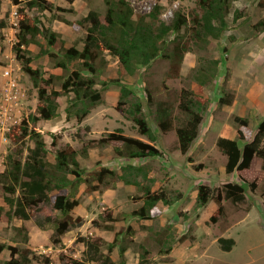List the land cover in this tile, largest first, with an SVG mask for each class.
<instances>
[{"label":"rangeland","instance_id":"obj_1","mask_svg":"<svg viewBox=\"0 0 264 264\" xmlns=\"http://www.w3.org/2000/svg\"><path fill=\"white\" fill-rule=\"evenodd\" d=\"M50 1L55 5L53 11L34 9L30 14L39 16L46 27L60 33L58 40L64 39L66 47L75 45L82 48L87 31L78 21L90 9L103 13V0H75L73 4L66 0ZM129 1L138 14L149 13L156 3H161L164 6L161 18L166 22L178 9L189 14L197 7V0ZM25 3L26 0H1L0 5V20L6 21V25L0 28V100L5 97V86L10 80H15L21 91L17 102H13L11 114L4 119L0 115V171L5 169L7 155L14 147L9 137L12 128L37 112V90L29 75L22 70L14 51L18 41L15 22L19 20V9ZM57 7L72 10L63 11ZM14 11L18 16L15 17ZM236 11L240 16L235 20ZM263 19L264 0H232L227 16L228 27L222 38L200 50L188 35L184 37V43L191 49L185 52L180 69L172 59L158 58L141 67L135 75L122 79L123 83L134 88L137 94L134 101H141L143 114L156 133L157 139L152 144L161 151V155L136 159L118 157L113 146H102L98 142L120 127L127 135L149 142L117 109L120 86L112 83L102 85V80L120 76L118 59L108 52L105 53L107 63L103 65L97 84L102 91L101 103L81 123H77L74 117L67 120L62 106L57 118L40 121L36 127L43 132L49 144L51 161L57 148L70 144L79 150V161L86 169L95 170L108 165L121 173L125 165L141 166L148 175L143 183L151 184L153 191H168L172 203L159 202L150 218L144 219L133 213L144 204L143 193L137 186L118 180L115 187L103 185L99 190L88 191L86 184H82L77 194L80 204L73 210V215L81 216L83 223L70 229L62 236V241L55 244L51 240L53 231L44 229L45 216L39 210H33L32 217L27 220L9 218L8 206L0 190V242L30 250L28 254L34 264H66L68 259L100 264L90 259L83 239L101 237L103 250L107 252L108 243L121 232L111 254L116 262L121 260L119 247L126 245V264H139L141 246L144 245L150 251L146 255L147 264H264L262 159L254 158L250 168L229 174L225 169L227 158L217 147L221 136L238 139V129L244 133L243 142L251 140L258 122L264 118V26L256 27ZM40 41L46 46L45 39ZM173 46L170 45V50ZM29 47L33 54L40 51L37 44ZM202 58L220 60L217 77L208 86L199 84L193 77ZM32 65L41 67L46 75L62 73L60 68L54 67L48 55L36 56ZM58 83L56 88H60ZM183 88L193 90L196 98L206 104L198 136L186 154L178 148L176 130L163 132L158 125V108L163 102L173 107L175 127L184 121L185 115L178 107ZM220 97L230 98L231 102L222 103ZM236 116L247 118L249 124H239ZM88 125L90 130H86ZM52 135L58 137L56 145L52 144ZM92 140L94 143L89 146L88 156H84L83 146ZM114 143L118 145L120 142ZM33 145L34 142L26 138L25 146ZM227 182H238L245 187L246 199L243 202L234 203L223 196V213L219 212L215 198L203 208H198L200 185H209L217 196V189ZM252 183L256 184L255 188H252ZM47 210L53 213L51 206ZM111 211L116 219L114 222L106 217ZM128 227L133 229V234L127 231ZM222 237L235 240L230 251L222 248L219 241ZM9 258L10 250L6 248L0 253V259L3 263Z\"/></svg>","mask_w":264,"mask_h":264},{"label":"trees","instance_id":"obj_2","mask_svg":"<svg viewBox=\"0 0 264 264\" xmlns=\"http://www.w3.org/2000/svg\"><path fill=\"white\" fill-rule=\"evenodd\" d=\"M66 1L73 4L75 0ZM103 3V13L90 9L78 21L87 31L82 48L75 45L66 47L64 39L58 40L60 33L46 27L39 16L30 14L34 9L53 11L55 5L52 1L26 0L19 9L18 41L14 45V51L22 70L29 75L37 90L38 105L36 113H31L14 125L9 133L14 147L7 155L5 169L0 171V190L8 206L9 218L27 220L32 217L33 210H39L45 216L44 229L53 231L51 240L55 244L60 243L62 236L70 229L83 223L81 216L73 215V210L80 204L77 194L82 184H86L88 191L99 190L103 185L115 187L118 180L137 186L143 193L144 204L133 213L144 219L150 218L152 210L159 202L170 204L172 199L168 191H153L151 184L143 183L148 175L141 166L125 165L121 173L117 168L108 165L95 170L86 169L79 161V150L70 144L57 148L53 153L54 160L51 161L48 157L49 144L43 132L36 129L39 122L57 118L59 109L63 106L67 120L74 117L77 123H81L101 103L102 91L97 84L103 65L107 63L105 53L108 52L117 57L120 76L117 79L102 80V85L112 83L120 86L117 109L134 123L138 132L146 136L149 142L127 135L121 127L107 133L98 142L102 146H113L118 157L136 159L161 155V151L152 144L157 139L156 133L143 114L141 101H134L137 96L134 88L123 83L122 79L127 75H135L141 67L150 65L158 58L172 59L177 69H180L185 52L191 49L184 43V37L188 35L198 49L205 50L212 41L222 38L228 27L227 16L232 7V0H197V7L189 14L178 9L171 20L166 22L161 18L164 8L161 3H156L153 10L146 14L136 13L129 0H103ZM57 8L63 11L72 10ZM239 16L236 11L234 19ZM5 25L6 21L0 20V28ZM263 26L264 19L256 25L258 29ZM40 39L46 40V46ZM32 44L40 46L38 54L31 51L29 46ZM171 44L174 46L170 50ZM42 55H48L54 67L60 68L62 73L46 75L41 67H34L32 63L35 57ZM219 65L218 59L202 58L195 70L194 79L201 85L213 84ZM57 81L60 82V88H56ZM220 101L228 104L231 99L220 97ZM178 107L185 115L181 124L175 127L173 107L163 102L158 108V125L163 132L176 130L178 148L181 153L186 154L198 136L206 104L196 98L193 90L183 88L179 94ZM235 118L241 125L249 124L247 118ZM86 130H90L89 125ZM238 135V139L221 136L217 141V147L227 158L226 172L230 174L250 168L254 158L262 159L264 169V118L258 122L251 140L243 142L245 136L241 129H238ZM26 138L33 141L34 145L25 146ZM57 140L58 137L52 135L53 145L57 144ZM118 141L120 143L114 145ZM93 143L92 140L83 146L84 156H88L89 146ZM255 187L256 184L252 183V188ZM217 191L215 196V189L206 184L200 185L198 208H203L215 198L219 203V212L223 213V196L234 203H241L246 199L245 187L238 182L224 183ZM48 206L52 207L53 213L47 210ZM106 217L112 222L116 220L112 211ZM94 223L98 224V221ZM127 231L133 234L131 227ZM120 233H117L113 242L108 243L107 252L103 250L104 242L101 237L83 239L90 259L97 260L100 264H126V245L119 247V262L114 261L111 256ZM219 241L222 248L228 251L235 244L232 238L222 237ZM141 247L139 264H147L146 255L150 251L144 245ZM6 248L10 250V258L3 263L0 259V264H34L28 254L30 250L0 242V253ZM66 264L87 262L68 259Z\"/></svg>","mask_w":264,"mask_h":264},{"label":"built area","instance_id":"obj_3","mask_svg":"<svg viewBox=\"0 0 264 264\" xmlns=\"http://www.w3.org/2000/svg\"><path fill=\"white\" fill-rule=\"evenodd\" d=\"M13 14L15 15V17L18 16L17 11H14ZM15 25L17 26L18 29V21L15 22ZM16 38H17V34H16ZM5 89L6 92H5V97L3 98L4 101L0 106V115L3 119L7 118L11 114L13 110V102L17 100V98H19L20 96L19 94L21 92L15 80H10L7 86H5Z\"/></svg>","mask_w":264,"mask_h":264},{"label":"crops","instance_id":"obj_4","mask_svg":"<svg viewBox=\"0 0 264 264\" xmlns=\"http://www.w3.org/2000/svg\"><path fill=\"white\" fill-rule=\"evenodd\" d=\"M60 32H61V33H64V31H63V30H61V29H60ZM1 101H3V99H1V100H0V102H1Z\"/></svg>","mask_w":264,"mask_h":264}]
</instances>
